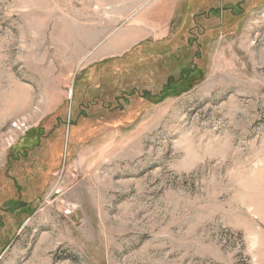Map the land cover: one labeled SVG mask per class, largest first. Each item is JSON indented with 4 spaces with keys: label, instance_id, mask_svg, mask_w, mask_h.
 Wrapping results in <instances>:
<instances>
[{
    "label": "rangeland",
    "instance_id": "374dc122",
    "mask_svg": "<svg viewBox=\"0 0 264 264\" xmlns=\"http://www.w3.org/2000/svg\"><path fill=\"white\" fill-rule=\"evenodd\" d=\"M0 264H264V0H0Z\"/></svg>",
    "mask_w": 264,
    "mask_h": 264
},
{
    "label": "crops",
    "instance_id": "0c3cea01",
    "mask_svg": "<svg viewBox=\"0 0 264 264\" xmlns=\"http://www.w3.org/2000/svg\"><path fill=\"white\" fill-rule=\"evenodd\" d=\"M133 1H137V0H133ZM129 6V4H128ZM130 10V7H127L128 11ZM160 10V9H159ZM162 10V9H161ZM163 11V10H162ZM174 15V13H173ZM148 22H150L149 17L147 15H145V13H139L138 11H134L132 14V23L131 24H126V28L125 29H121V32H119L118 34H116L115 37L110 38L109 39V43L106 44V46L98 53V55L96 57H102V56H107L106 58L112 57L113 55H116L118 53H124L126 51V49L132 44L134 43L136 40L141 39L142 37H145L149 34H151V32H153L154 28L152 27V29L148 30L149 27L147 24ZM169 24H171V22H169ZM174 24V23H173ZM94 25H96V23H94ZM98 25H101V23H99ZM181 23H177L175 24L172 29L168 30V32L166 33V35L164 34V36L161 38V41H158L157 43H163V42H173L176 39V34H177V30L180 28ZM101 31L98 30H94V31H88V35H87V39L86 37H84V39H80L81 42L84 43L85 40L88 41H93L94 39V35H101L102 34V28H98ZM159 29V27H158ZM156 30V29H155ZM114 35V34H113ZM112 35V36H113ZM93 37V38H92ZM146 40V39H144ZM145 41L142 42H138L136 43V45H140L141 43H144ZM119 43H127V45L123 48H119ZM148 47L152 48V45H149ZM109 56V57H108Z\"/></svg>",
    "mask_w": 264,
    "mask_h": 264
},
{
    "label": "trees",
    "instance_id": "16d2710c",
    "mask_svg": "<svg viewBox=\"0 0 264 264\" xmlns=\"http://www.w3.org/2000/svg\"><path fill=\"white\" fill-rule=\"evenodd\" d=\"M210 6H211V8H210V10H212L213 8H219V7H213L211 4H209ZM203 9V8H202ZM200 11V10H199ZM197 12H198V10L196 11V12H193V10L191 9V11H190V13H188V14H186V15H181V17H182V23H181V26H180V28L177 30V36H176V39L171 43V42H163V43H161V46L163 47V48H165V50L163 51V52H165L166 50L168 51V53H169V57H171V56H173V58L176 56L177 57V55L180 53V51L182 50L181 48H180V51H179V47H178V45H176L177 44V42L178 41H180V40H182V38L184 37V32H186V33H189V29H195V25H193L192 27L190 26V19H191V17L193 16V15H195V14H197ZM193 14V15H192ZM192 20H193V18H192ZM204 34V33H203ZM136 49L137 48H135L134 50H133V52H135L136 51ZM179 52L178 54H176L175 55V52ZM162 52V53H163ZM130 54V53H129ZM126 55V57L125 58H129L130 56H131V54L130 55ZM125 58H122V59H120V58H115V59H113V60H108V61H106L105 63H103L102 65H106V64H115V65H120L121 64V60H123V59H125ZM116 66V67H117ZM170 80V79H169ZM88 91H91V89L89 90V89H87ZM86 89H85V92L87 91ZM167 90H169V88H167ZM172 90V88L170 89V91ZM82 91V90H81ZM73 93H74V97H75V91H73ZM82 94L83 93H79V95L76 97V101H81L82 100ZM163 96V95H162ZM162 96L161 97H157V99H161L162 98ZM75 101V102H76ZM69 126H70V128H73V124H69Z\"/></svg>",
    "mask_w": 264,
    "mask_h": 264
},
{
    "label": "flooded vegetation",
    "instance_id": "af4514ba",
    "mask_svg": "<svg viewBox=\"0 0 264 264\" xmlns=\"http://www.w3.org/2000/svg\"><path fill=\"white\" fill-rule=\"evenodd\" d=\"M31 151H33V149H31L29 152H26V153H23L22 155H21V157H19L18 159L16 158L15 160H14V162H18L17 163V165L18 164H20L21 165V162L22 161H24V159L25 158H27V155H29V153L31 152ZM20 162V163H19ZM17 165H15V166H17ZM19 187V186H18ZM19 189H20V187H19ZM22 196V194H20V196L19 197H21ZM16 204V202L14 201V200H10V201H8L6 204H8V205H11V204ZM23 204H25V203H23ZM18 205V204H17Z\"/></svg>",
    "mask_w": 264,
    "mask_h": 264
},
{
    "label": "bare ground",
    "instance_id": "6f19581e",
    "mask_svg": "<svg viewBox=\"0 0 264 264\" xmlns=\"http://www.w3.org/2000/svg\"><path fill=\"white\" fill-rule=\"evenodd\" d=\"M79 43L81 42V41H78ZM127 45V43H125V44H123V43H119V48L121 47V48H123V47H125ZM120 48V49H121Z\"/></svg>",
    "mask_w": 264,
    "mask_h": 264
}]
</instances>
